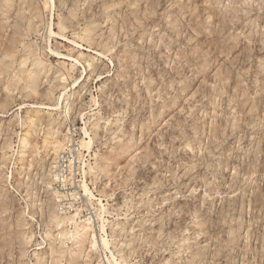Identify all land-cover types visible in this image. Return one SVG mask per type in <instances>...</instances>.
<instances>
[{
	"label": "rangeland",
	"instance_id": "1",
	"mask_svg": "<svg viewBox=\"0 0 264 264\" xmlns=\"http://www.w3.org/2000/svg\"><path fill=\"white\" fill-rule=\"evenodd\" d=\"M0 67V264H264V0H0Z\"/></svg>",
	"mask_w": 264,
	"mask_h": 264
},
{
	"label": "bare ground",
	"instance_id": "2",
	"mask_svg": "<svg viewBox=\"0 0 264 264\" xmlns=\"http://www.w3.org/2000/svg\"><path fill=\"white\" fill-rule=\"evenodd\" d=\"M23 4V3H22ZM34 7V6H33ZM73 14V13H72ZM71 15V14H70ZM16 16V15H15ZM62 20V19H61ZM60 20V21H61ZM18 21V20H17ZM63 21V20H62ZM65 21V20H64ZM20 22V21H19ZM23 23V22H22ZM63 24H64V22H63ZM63 24H62V27H63ZM16 25H18L17 23H16ZM15 25V29H13L14 30V35H16L17 37H14L15 39H13V40H11V41H9V45H8V48L7 49H5L7 52H6V56H8V57H10L11 59L14 57V55H13V48H14V46H15V44L18 42V40L20 39V37H22V33H21V30L19 29V25L18 26H16ZM30 25H32V24H30ZM22 26V25H21ZM27 27V26H26ZM61 27V28H62ZM28 28H30V27H28ZM32 28V27H31ZM35 29V28H34ZM11 30H12V28H11ZM49 30H51L50 28H49ZM90 31V30H89ZM88 31V32H89ZM23 32V31H22ZM28 32V31H27ZM49 34H53V32L52 31H49ZM16 51V50H15ZM24 51H25V49H24ZM28 52V51H27ZM30 54H28V56H25L26 58H25V61L24 62H26L27 60H30L31 58H34L33 60L35 61V65L37 66V68H39V67H41V66H43L44 64H43V62H42V60H39V59H37L36 57H37V55H35L34 54V50L33 51H30L29 52ZM7 58V57H6ZM9 58V59H10ZM8 61V60H7ZM75 62L76 63H78V61H76L75 60ZM7 63V62H6ZM34 65V64H33ZM10 66V65H9ZM8 66V64L7 65H4V70L5 69H9L10 67ZM74 65H71V67H73ZM1 68V67H0ZM35 69H36V67H35ZM2 72V71H1ZM0 72V73H1ZM4 72V71H3ZM59 77H62L61 78V80L62 81H65V80H69L70 78H71V75L69 74V71L67 70V69H60V74H59ZM24 80L26 81V83L29 85V88L31 89V91H32V93L33 94H36L38 91H36L37 90V81L39 80V74H38V72H36L35 70L34 71H31V72H27V74L25 75V78H24ZM64 90V89H63ZM38 94V93H37ZM64 94H66V92H64L63 93V95ZM59 105H60V102L58 103ZM68 102H66L65 103V113H67L68 112V110H69V107H68ZM60 108V107H59ZM59 108H49V110H57V109H59ZM69 130V129H68ZM82 130V132H83V138H82V140H81V143H80V149L81 150H83V151H87V152H89L90 151V148H91V145H92V143H93V140H92V138L90 137V135H89V133L86 131V128L84 127L83 129H81ZM67 131H66V133H63V135H62V140H65V139H67ZM20 144H21V146L22 147H24L25 145H26V139L24 138V139H21V141H20ZM66 145V144H65ZM60 147H62L61 146V141L59 142V143H57V145H56V148H60ZM56 155V154H55ZM59 156V155H58ZM77 156L79 157V152H78V154H77ZM76 156V157H77ZM54 162H52L51 161V163L49 164V170H48V175H47V177H51L52 175V169H53V166H52V164H53ZM84 165V164H83ZM89 170L90 171H92V168H89ZM84 171V173H85V170H83ZM55 181V180H54ZM81 188H82V190H84L83 192L85 193V195H89L90 196V200L93 198L92 197V195H91V192L89 191V189H88V186H87V184H86V182H82V184H81ZM55 194V193H54ZM56 195V194H55ZM57 195H58V193H57ZM59 198V197H58ZM70 212V211H69ZM61 215V214H60ZM79 215V213H78V211L76 212V213H74V214H70V213H68V214H66L65 216H60V217H58V216H54L53 215V221L55 222V224H56V226H59V225H61V224H73L74 226H75V236L78 234V232H81V231H83L82 233H80L79 235H77V236H79L78 238H80V237H82V240H83V238H85V236H86V234H87V231L88 230H90L91 229V227H89L90 225H91V223H89L90 221H89V219L88 218H85L84 220H81L80 222H76L75 221V219L77 218V217H79L78 216ZM51 218V219H52ZM78 219V218H77ZM101 230L102 231H104V227H102L101 228ZM64 233V234H63ZM62 233V235H65L66 233L65 232H63ZM92 239L93 240H95V236H94V234H92ZM78 240V239H77ZM92 240V241H93ZM101 241H102V245L104 246V247H106L107 248V245H108V243H107V240L105 239V238H101ZM4 243V242H3ZM6 243V242H5ZM93 243V242H92ZM6 245H8L7 243L5 244V246ZM7 247V246H6ZM74 260V259H73Z\"/></svg>",
	"mask_w": 264,
	"mask_h": 264
},
{
	"label": "built area",
	"instance_id": "3",
	"mask_svg": "<svg viewBox=\"0 0 264 264\" xmlns=\"http://www.w3.org/2000/svg\"><path fill=\"white\" fill-rule=\"evenodd\" d=\"M71 131H73V130L72 129H69L67 131V134H68L69 137L67 138L65 152L59 154V156L56 159V163L58 164V168L62 164H64L65 162H73L75 158L76 159L78 158L77 154H74V152H75L74 149H75L76 143L74 142V134L72 136V139L70 137ZM71 169H72V166L70 165L69 166V170L71 171ZM61 178H63V174L61 172H59V171H56V174L54 175V180H56L57 182H60V179ZM64 180H65V178H64ZM65 208H68V207H65Z\"/></svg>",
	"mask_w": 264,
	"mask_h": 264
}]
</instances>
